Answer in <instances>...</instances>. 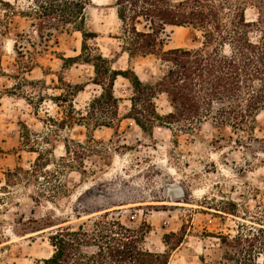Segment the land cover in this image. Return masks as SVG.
I'll list each match as a JSON object with an SVG mask.
<instances>
[{"label": "rangeland", "instance_id": "rangeland-1", "mask_svg": "<svg viewBox=\"0 0 264 264\" xmlns=\"http://www.w3.org/2000/svg\"><path fill=\"white\" fill-rule=\"evenodd\" d=\"M30 1L0 0V87L12 90L0 94V264H41L53 251L49 236L57 227L91 228L102 219L150 225L145 244L169 252V264L220 260L227 250L220 235L264 227V107L250 127L211 117L191 129L182 121L157 123L147 132L126 117L133 88L118 75L113 90L120 119L97 115L110 122L98 126L96 117L86 115L102 91L94 66L65 60L81 53L78 31L57 34L15 85L14 42L32 30L25 18L7 15L5 3L22 9ZM114 3L88 5L86 27L96 33L88 50L110 60L112 69L132 67L142 81H156L163 71L156 56L129 63L123 52ZM255 14L250 7L248 18ZM251 36L257 38V31ZM160 38L165 49L202 42L190 27L168 25ZM24 46L29 48L26 41ZM155 104L161 115L172 110L163 93ZM35 165L33 173L25 172ZM174 183L184 186L183 200L192 205L170 203L165 189Z\"/></svg>", "mask_w": 264, "mask_h": 264}, {"label": "trees", "instance_id": "trees-1", "mask_svg": "<svg viewBox=\"0 0 264 264\" xmlns=\"http://www.w3.org/2000/svg\"><path fill=\"white\" fill-rule=\"evenodd\" d=\"M90 3L91 0H31L22 9L5 3L7 15L25 18L32 30V34H17L14 42L19 66L15 85L20 83L22 72L32 69L33 55L47 49L57 34L78 31L83 38L81 53L65 60L82 59L94 66L95 80L102 91L92 99L86 115L96 117L98 126H110V122L99 121L105 119L97 115L108 114L112 121L120 119V98L113 90L118 75L128 79L133 88L126 117L143 131L152 132L157 123L182 121L184 128L191 129L211 117L234 128L253 125L264 107V0H115L116 15L122 23V36L118 38L129 63L135 57L149 55L162 63L158 79L146 82L132 67L112 69L110 60L97 50H88L87 40L96 37L86 27ZM250 7L256 13L253 20L247 16ZM168 25L199 31L201 45L165 49L160 34ZM256 31L254 39L251 34ZM24 41L30 49L25 48ZM54 42H58L57 38ZM0 73L5 75L1 62ZM3 91L12 90L0 87V94ZM159 93L166 95L172 107L165 115L156 108ZM34 167L25 172L33 173ZM150 230L146 223L130 227L107 219L91 228L62 225L49 236L53 251L41 264H169V252H155L146 246ZM219 237L227 247L223 258L203 264H264V227ZM179 242L181 237L172 249Z\"/></svg>", "mask_w": 264, "mask_h": 264}, {"label": "water", "instance_id": "water-1", "mask_svg": "<svg viewBox=\"0 0 264 264\" xmlns=\"http://www.w3.org/2000/svg\"><path fill=\"white\" fill-rule=\"evenodd\" d=\"M95 190H92V193H95ZM166 194H172L174 197H184L185 188L182 185H177L175 187L167 186L165 189Z\"/></svg>", "mask_w": 264, "mask_h": 264}, {"label": "bare ground", "instance_id": "bare-ground-1", "mask_svg": "<svg viewBox=\"0 0 264 264\" xmlns=\"http://www.w3.org/2000/svg\"><path fill=\"white\" fill-rule=\"evenodd\" d=\"M169 26H171V25H169ZM173 27H176V28H184V26H176V25H172ZM177 185H180V184H178V183H174V184H171L170 186L171 187H175V186H177ZM171 197H170V199H171V201H170V203H179V204H187V205H192V204H190V203H186L184 200H183V197H174L172 194L170 195Z\"/></svg>", "mask_w": 264, "mask_h": 264}, {"label": "built area", "instance_id": "built-area-1", "mask_svg": "<svg viewBox=\"0 0 264 264\" xmlns=\"http://www.w3.org/2000/svg\"><path fill=\"white\" fill-rule=\"evenodd\" d=\"M135 216L134 215H131V218H134Z\"/></svg>", "mask_w": 264, "mask_h": 264}, {"label": "crops", "instance_id": "crops-1", "mask_svg": "<svg viewBox=\"0 0 264 264\" xmlns=\"http://www.w3.org/2000/svg\"><path fill=\"white\" fill-rule=\"evenodd\" d=\"M251 20H253V19H251Z\"/></svg>", "mask_w": 264, "mask_h": 264}]
</instances>
